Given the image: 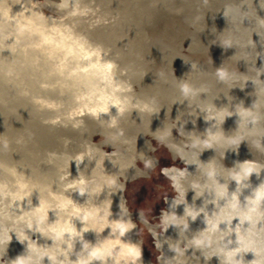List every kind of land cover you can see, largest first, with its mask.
<instances>
[{
    "label": "clouds",
    "instance_id": "1",
    "mask_svg": "<svg viewBox=\"0 0 264 264\" xmlns=\"http://www.w3.org/2000/svg\"><path fill=\"white\" fill-rule=\"evenodd\" d=\"M208 3L209 0H203L204 5ZM42 4L44 0H0V55L5 58L0 61V82L11 84L17 95L28 98L37 111L53 113L42 121L44 124L79 131L87 126V117L108 131L103 136V146L100 141L91 140L70 156L67 170L53 185L43 189V195L30 172L0 162V250L3 251L0 264H144V242L140 238L133 242L131 238L138 224L132 219L123 193L127 191L130 169L135 170L132 182L147 178L158 166L159 159L138 152L137 140L144 133L138 134L134 141L129 138L122 121L127 116L137 123L133 113L140 121L137 124L143 123L145 115L149 117L148 135L156 141V146L163 145L172 154L173 165L160 168L161 176L169 182L173 193L170 204L169 196L163 198L168 208L161 209L159 222L155 224L142 209L138 210L139 225L147 228L159 253L155 257L157 264H189V261L211 264L213 258L218 264H264V179L261 178L264 163L251 159L236 160L230 168L224 165L226 153L231 151L239 156L242 143L247 146L251 143L264 153V104L259 99L264 87L257 88V85L264 86L261 79L264 63L257 67L258 60L264 62L260 34L254 31L249 41L256 50L258 46L261 49L257 50L253 65L255 79L245 80V87L249 81L254 86L250 95L256 96L250 107H245L243 100L217 107L214 102L221 97L209 102L210 89L185 78L198 71V64L193 62L181 79H177L173 71V86L179 97L173 105L187 102V110H178L175 120L171 119L172 111L167 110L162 127L153 132V117L159 118L164 109L159 106L157 97L140 98L132 83L135 72L131 66L121 67L120 53L113 57L111 49L94 43L78 30L80 20L89 21V28L95 29L116 23L119 16L103 13L96 0H48L46 7ZM252 4L260 26L264 27V18L258 14V9L264 12V0H258V4L257 0H252ZM246 12V0L238 3L229 0L222 14L226 20L231 15L245 23ZM199 19L196 16L193 24ZM254 34L259 37L258 44L253 40ZM220 46L224 50L234 48L233 38L225 39ZM245 65L246 73L237 71L247 77L246 62ZM21 70L33 73L30 78L39 90L36 94L16 83L21 79ZM212 75L219 85L236 82V73L223 63L214 68ZM232 89L235 87H230L229 93ZM39 93H55L58 99ZM223 97L227 101L236 99L230 94ZM3 103L0 99V104ZM182 112H188L194 119L180 123ZM200 117L210 126L203 132L186 131L185 126L189 122L195 126ZM230 117H237L236 128L226 133L223 125ZM168 119L174 122L171 127L164 126ZM173 130L178 132L180 143L176 142ZM23 142V138L16 141ZM70 143V139L64 138L65 146ZM133 143L136 145L134 155L128 156V146ZM117 144L121 145V150H117ZM145 144L149 152L156 150L150 141ZM108 146L114 149L111 153L104 150ZM9 148V141H0V151ZM218 148L222 149L220 164L216 163ZM207 150H213L215 155L202 162L201 156ZM176 160L185 167L176 166ZM105 161L118 171L109 173ZM73 162L77 171L75 177L70 170ZM138 162L142 168L137 166ZM188 166H195V173L189 172ZM253 175L260 181L255 187L251 182ZM233 182L235 187L230 190ZM189 192L194 193L191 203L187 200ZM73 194L85 198L84 202L74 200ZM116 194H120L119 210L114 213L113 196ZM197 201L202 204L198 206ZM180 206H183L182 215L177 214ZM198 219L204 227L193 231L191 225ZM169 228L175 230L178 239L165 236ZM88 233L95 235V242L85 238ZM135 235L139 237V230ZM13 237L24 246V251L8 259ZM165 245L174 255L169 257L163 251ZM248 254H252L253 259H246Z\"/></svg>",
    "mask_w": 264,
    "mask_h": 264
},
{
    "label": "water",
    "instance_id": "2",
    "mask_svg": "<svg viewBox=\"0 0 264 264\" xmlns=\"http://www.w3.org/2000/svg\"><path fill=\"white\" fill-rule=\"evenodd\" d=\"M96 2L103 13L109 16H119V20L114 24L95 29L89 28V21L80 20L78 22V30L88 36L94 43L103 44L106 49H111L113 57L117 52L120 53L119 63L121 67L131 66L135 72L132 83L136 94L140 98L157 97L159 106L164 109L161 110L159 118L153 117L151 124L153 132L157 128L162 127L167 110L168 112L172 111L171 119L173 120L178 115V110H187V102L184 105H173V102L179 98L173 86V71L177 79H181L185 73L190 71V64L193 62L198 64V71L192 73L191 77L185 78H190L198 86L200 84L206 85L210 89L208 93L209 102L216 97H221L214 102L217 107L227 105V103L231 106L240 100L244 101L245 107H250L254 99H256L255 95H250L254 91V86L249 81L245 87V80L249 78L255 79V68L253 65L256 60L257 50L260 51L261 49L258 46L256 50L255 47L249 44V41L255 31L260 34L261 43L264 44V27L260 26L252 0H246L247 21L245 23H241L239 19H234L231 15H229L227 20L223 17L224 5L229 0H209L207 5L203 4V0H96ZM231 2L238 3L239 0H231ZM47 3L48 0H44L42 7H46ZM258 14L264 18V12L259 11V9ZM196 16H199L200 19L193 24ZM230 37L233 38L234 48L224 50L220 45L225 39ZM253 40L258 44L259 37L254 34ZM261 58H264V54H261ZM3 60L5 58L0 55V61ZM245 62L248 65L247 77L240 76L237 71L246 73ZM222 63L233 73H236L235 84H217L212 73L214 68L220 67ZM261 63L264 62L258 60L257 67ZM161 73L163 75H160ZM32 75L31 71L21 70V79L16 81V83L21 87L33 90L34 94H36L39 90L35 88L34 81L30 78ZM129 75L131 76L132 73L130 72ZM261 79L264 80V76ZM230 87H235V89H232L229 93ZM260 87L264 86L257 85V88ZM39 94L51 99H58L55 93ZM229 94L236 99L230 98L227 101L223 96H228ZM203 98L206 97L202 96ZM0 99L4 101L3 104H0V135L3 134L0 136V141L6 140L10 142L9 149L0 151V162L8 167H15L30 172L34 181L40 186L42 195L43 189L53 185L59 175L67 170V161L70 156H74L78 151H81L82 146L86 142H91L92 140L94 143H99L100 141V146H103L105 142L103 136L107 135L108 130H102L96 122L87 117H85L87 126L79 131H75L70 127L64 128L44 124L42 121L49 119L53 113L37 111L28 98L17 95L11 84L0 82ZM259 99L264 104V93L259 95ZM112 111L115 114V109ZM180 117V123L194 119V116L189 115L188 112H182ZM133 119L140 123L136 113H133ZM171 119L165 121V127L173 125L174 122ZM236 119L237 117L226 119L223 125L226 133L235 130ZM148 122L149 117L147 115L143 117L142 124L133 122L127 116L122 121L129 138H132L133 141L138 134L144 133V136L141 135L137 140L138 152L143 151L146 155L159 159L158 166L148 173L147 178L136 179L132 182L131 176L135 174V170L130 169L127 173L129 176V181L126 185L127 191L123 195L128 201L129 209L132 211L133 221L138 224V228L131 234V238L133 242L139 238L144 242V264H157L155 257L159 253L155 250L153 239L149 236L147 228L143 224L139 225L138 210L142 209L144 215L153 224L159 222L161 209L168 208L163 198L166 195L169 196V204L173 199L172 189L169 186V182L161 176L160 168L172 166L173 161L171 158L172 154L168 149L163 145L156 146V141L152 140L148 135ZM209 126L200 117L197 119L195 126L189 122L185 127L186 131L196 130L203 132ZM30 133L32 134L31 138H29ZM173 136L177 139V143L181 142V140H178L179 134L176 130H173ZM21 138H23L24 142L16 143ZM64 138L70 139L71 143L65 146ZM145 141H150L153 147H156V150L149 152ZM128 147L127 155H134L135 143ZM116 148L121 150V145L117 144ZM104 150L111 153L114 149L108 146ZM221 151L222 149L218 148L216 152L217 164L223 162L220 156ZM48 153L63 155L50 157ZM214 155L213 150H207L202 154L201 160L202 162H207ZM188 158H192L191 154H189ZM251 159L264 163V153L257 151L251 143L248 146L246 143H242L239 148V156L231 151L226 153L224 165L230 168L236 160L243 162ZM175 165L181 169L185 167L180 160H176ZM137 166L143 167L140 162H138ZM91 167H94V163ZM81 168L83 169V165ZM105 168L109 173L118 171L108 161H105ZM70 170L72 176L75 177L77 171L74 162ZM188 170L195 173V166H188ZM4 175L7 176L6 170ZM261 178L264 179V173L261 174ZM251 182L255 187L260 181L253 175ZM158 185L159 187H157ZM234 187L233 182L230 190H233ZM119 195L113 196L112 211L114 213L119 210ZM193 195L194 193L192 192L188 193L187 200L189 203L192 202ZM72 198L79 203H83L85 199L79 197L78 194H73ZM101 199H103V196ZM33 203L34 205L38 204L35 195ZM200 204H202V201H197V205L199 206ZM177 214H183V206L177 209ZM51 215L50 213V218ZM191 227L195 231L198 228H203L204 225L198 219ZM138 230L139 237L135 235ZM107 232L108 230L103 235L106 236ZM165 236L178 239V235L173 228H169ZM85 238L95 242L93 233L86 234ZM33 239H36V237H33ZM23 251L24 246L13 237L7 258H15ZM163 251L169 257L174 255L168 251L167 245L164 246ZM0 256H3L2 250H0ZM246 259H253L252 254H248ZM189 264H191V261H189ZM211 264H218V260L213 258Z\"/></svg>",
    "mask_w": 264,
    "mask_h": 264
}]
</instances>
